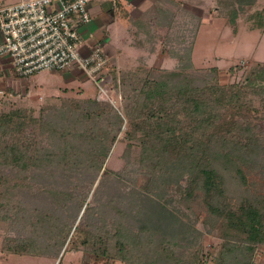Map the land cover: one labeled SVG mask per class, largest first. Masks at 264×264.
<instances>
[{
  "label": "trees",
  "instance_id": "obj_1",
  "mask_svg": "<svg viewBox=\"0 0 264 264\" xmlns=\"http://www.w3.org/2000/svg\"><path fill=\"white\" fill-rule=\"evenodd\" d=\"M227 15L234 23L237 9ZM194 16L183 22L188 45L170 53L173 69L101 74L112 100L76 97L50 115L54 95L43 96L37 113L0 95V186L9 178L22 197L7 253L57 264L70 249L124 264H257L264 249V61L231 65L228 73L241 77L225 83L219 68H196L203 17ZM119 140L132 174L105 167ZM135 190L147 206L132 204ZM5 206L0 194V220L9 217ZM205 232L215 239L210 249Z\"/></svg>",
  "mask_w": 264,
  "mask_h": 264
},
{
  "label": "rangeland",
  "instance_id": "obj_2",
  "mask_svg": "<svg viewBox=\"0 0 264 264\" xmlns=\"http://www.w3.org/2000/svg\"><path fill=\"white\" fill-rule=\"evenodd\" d=\"M19 0H0V6H5L18 2ZM237 9V17L234 23H231L227 14L230 9ZM196 15L202 16V20L199 23L198 32L195 36L196 43L194 44L192 51V61L194 66L198 69L217 67L220 70V78L223 83L233 82L241 77L242 71H236L234 75L228 73V68L231 65H240L249 67L253 61H264V27L261 28L260 24L264 20V0H253L251 3H240L239 0H202V4L194 8ZM195 15V13H193ZM260 14H262L260 16ZM190 14L191 18L196 19L195 16ZM225 15V16H224ZM193 16V17H192ZM193 19V20H194ZM195 21V20H194ZM179 27V26H178ZM183 29H179L182 33H178L177 44L169 43L164 45L162 49L167 53L175 54L176 49H182L181 45L184 41L187 43L190 40V33L185 32L187 27L182 26ZM190 28H188L189 30ZM197 37V38H196ZM174 41L171 37L169 40ZM188 45V43H187ZM175 49V50H174ZM174 50V51H173ZM173 57V55H171ZM174 58V57H173ZM167 67H171L172 62L167 61ZM141 66L146 64H140ZM177 65V64H176ZM175 65V66H176ZM174 66V67H175ZM138 67V66H137ZM155 67V66H152ZM160 68V67H156ZM162 69V68H160ZM45 84L46 93L48 95L56 96L57 100L51 101V108L48 113L51 115L54 112V108H58L64 100L73 99L76 97H95L97 93L100 97L106 100H112V96L107 95V86L104 79L99 78L97 84H93L91 79L86 81L89 86L87 88H80L79 86H70L68 88H55L58 84L62 83L61 77L57 74L41 73ZM44 78H48L47 80ZM7 88L5 82L0 79V89ZM55 88V89H54ZM48 89V90H47ZM10 90V89H8ZM8 97L18 98L19 105L24 108H31L33 112L37 113L40 105L43 104L42 98L37 94H28L23 92L22 94H13L10 91H6ZM11 93V94H9ZM1 95V94H0ZM4 101V100H3ZM1 101V102H3ZM7 99L3 104L8 102ZM42 102V103H41ZM25 105V106H23ZM37 105V106H34ZM17 106V105H16ZM18 107V106H17ZM28 134H33V129L29 127L27 129ZM124 149V143L119 140L113 147L108 160L105 163L106 169L114 172H124L132 174L130 169L131 165H126L122 160V151ZM3 185L0 186V194L6 200V206L4 211L9 214L6 219L0 220V264H57V260L50 258L18 255L7 253L3 246L6 244L9 236L16 235V224L13 217L18 209L19 202H22V197L17 188L12 186L9 178H3ZM259 183L257 182V187ZM256 188V187H255ZM18 191V193L16 192ZM42 197H39V200ZM131 202L133 205L140 207L147 206V200L142 197V194L135 190L132 195ZM38 200V201H39ZM18 202L17 204H15ZM13 208L8 211L7 206ZM180 211L186 212V215H190V211H185L182 205L179 206ZM179 218L185 219L181 213H178ZM191 216V215H190ZM146 216H142V220H146ZM195 220L194 216L192 217ZM202 220V216L200 219ZM17 223V222H16ZM109 225V224H108ZM199 230H203L200 221L196 224ZM18 227V225H17ZM19 230L17 231V234ZM203 246L205 249L212 248L215 243V239L208 233H204ZM72 248V246L70 247ZM264 250V249H263ZM255 255V262L257 264L264 263V251ZM86 256H88L86 254ZM59 264H124L119 260H105L100 258L98 260L91 258L85 259L82 251L76 249L66 252Z\"/></svg>",
  "mask_w": 264,
  "mask_h": 264
},
{
  "label": "crops",
  "instance_id": "obj_3",
  "mask_svg": "<svg viewBox=\"0 0 264 264\" xmlns=\"http://www.w3.org/2000/svg\"><path fill=\"white\" fill-rule=\"evenodd\" d=\"M201 4L202 0H90V19L79 27L83 40L79 51L87 55L99 47L107 59L102 73L110 67L130 69L140 64L173 69L177 60L162 47L177 44L186 14H196L194 8ZM169 37L174 41L169 42ZM139 38L143 39V45ZM168 60L172 62L171 67L166 66ZM45 72L61 77L62 83L55 88L89 87L86 81L90 78L77 67L61 72L41 71L26 77L14 71L11 58L0 56V79L7 85V88L0 89V94L10 91L13 94L38 93L41 97L48 95L45 88L48 81L44 83L41 78V73ZM102 73L96 76L97 81L99 78L108 80L107 76L100 77ZM91 81L94 85L98 83Z\"/></svg>",
  "mask_w": 264,
  "mask_h": 264
},
{
  "label": "built area",
  "instance_id": "obj_4",
  "mask_svg": "<svg viewBox=\"0 0 264 264\" xmlns=\"http://www.w3.org/2000/svg\"><path fill=\"white\" fill-rule=\"evenodd\" d=\"M90 0H19L0 6V56L19 76L81 69L94 82L107 65L99 47L82 55L81 24L90 19Z\"/></svg>",
  "mask_w": 264,
  "mask_h": 264
}]
</instances>
